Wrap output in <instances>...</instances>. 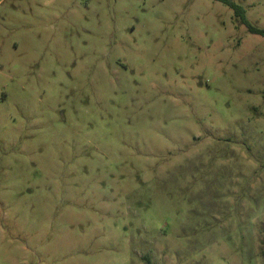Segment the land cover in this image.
<instances>
[{
  "label": "rangeland",
  "instance_id": "1",
  "mask_svg": "<svg viewBox=\"0 0 264 264\" xmlns=\"http://www.w3.org/2000/svg\"><path fill=\"white\" fill-rule=\"evenodd\" d=\"M0 264H264V37L215 0H0Z\"/></svg>",
  "mask_w": 264,
  "mask_h": 264
},
{
  "label": "trees",
  "instance_id": "2",
  "mask_svg": "<svg viewBox=\"0 0 264 264\" xmlns=\"http://www.w3.org/2000/svg\"><path fill=\"white\" fill-rule=\"evenodd\" d=\"M215 1L222 2L227 6H229L234 11L235 16L241 19V21L248 27V30L251 33L258 34L264 37V29L255 27L248 21L246 17V9L242 5L236 3L235 0H215Z\"/></svg>",
  "mask_w": 264,
  "mask_h": 264
}]
</instances>
